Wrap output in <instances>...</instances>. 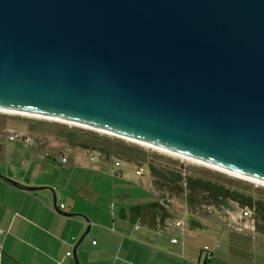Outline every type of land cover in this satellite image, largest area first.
<instances>
[{
	"label": "water",
	"instance_id": "1",
	"mask_svg": "<svg viewBox=\"0 0 264 264\" xmlns=\"http://www.w3.org/2000/svg\"><path fill=\"white\" fill-rule=\"evenodd\" d=\"M0 111L264 183V0H0Z\"/></svg>",
	"mask_w": 264,
	"mask_h": 264
},
{
	"label": "crops",
	"instance_id": "2",
	"mask_svg": "<svg viewBox=\"0 0 264 264\" xmlns=\"http://www.w3.org/2000/svg\"><path fill=\"white\" fill-rule=\"evenodd\" d=\"M10 130L27 139H10ZM37 134L0 123V264H264L260 228L235 232L183 194L161 200L143 166L122 169L112 152L75 145L71 134L60 133V145ZM175 220L182 228L162 225Z\"/></svg>",
	"mask_w": 264,
	"mask_h": 264
},
{
	"label": "rangeland",
	"instance_id": "3",
	"mask_svg": "<svg viewBox=\"0 0 264 264\" xmlns=\"http://www.w3.org/2000/svg\"><path fill=\"white\" fill-rule=\"evenodd\" d=\"M7 123L10 128H17L19 131H23L28 134H36L37 135H57V138H53L52 140L56 141L57 144H63L66 141L64 138H62V135L60 133L65 134H75V136H79L81 138H78V141L82 142H88L91 143L92 149H96L100 151L103 154H107L105 150L110 149L111 147L121 149L123 151L132 152L137 157L134 159H131L129 156H125V154H118L116 152H112L108 159L116 158L123 162L121 165V168L124 169L127 166L135 167V166H143L145 169H147V179L149 182V187L152 189L153 192H158L159 195L163 194L164 191H168L170 194L174 196L178 195H185L187 194V191L184 193H181L177 190H173L169 187L163 188L158 183H155V176L151 171L149 170V164H153L155 167L159 169L164 170H172V171H180L183 176L187 175H194L199 176L203 175L206 177H211L213 179H228V180H240L244 183L251 184L255 188H262L264 189V186L260 183L243 179L238 176L232 175L228 172L221 171L206 165H202L200 163L184 159L181 157H177L173 154H169L160 150H155L153 148L126 140L124 138H121L116 135H112L109 133H105L99 130L91 129L88 127H82L79 125H74L72 123L59 121V120H53V119H46V118H40L35 116H28V115H22L17 113H9V112H3L0 111V123ZM54 135V136H55ZM45 141H48L45 139ZM76 142V140H74ZM91 149V148H90ZM105 149V150H104ZM104 150V151H103ZM110 153V151L108 152ZM111 157V158H110ZM111 163L107 162L106 165L112 166L111 164L114 163L113 161H110ZM134 169H131V179L134 178ZM105 194H107V189L104 188ZM158 196V195H156ZM159 197V196H158ZM203 217H209L208 214H203Z\"/></svg>",
	"mask_w": 264,
	"mask_h": 264
},
{
	"label": "trees",
	"instance_id": "4",
	"mask_svg": "<svg viewBox=\"0 0 264 264\" xmlns=\"http://www.w3.org/2000/svg\"><path fill=\"white\" fill-rule=\"evenodd\" d=\"M69 139L75 145L92 146L91 143L78 141L77 136L73 133ZM74 140L78 142L76 143ZM105 151L107 154L109 151L125 154V156H129L131 159L137 157L132 152H125L114 147L108 148ZM149 170L155 176V183H158L163 188L169 187L181 193L187 191V199L189 201H196V204L203 202L218 204L232 201L238 203L240 206L253 208L258 219L257 227L264 232V189L255 188L251 184L240 180H220L203 175L194 176L186 174L183 176L180 171L159 169L153 164H149Z\"/></svg>",
	"mask_w": 264,
	"mask_h": 264
},
{
	"label": "built area",
	"instance_id": "5",
	"mask_svg": "<svg viewBox=\"0 0 264 264\" xmlns=\"http://www.w3.org/2000/svg\"><path fill=\"white\" fill-rule=\"evenodd\" d=\"M10 139H14L17 137H24V134L21 132H16L13 130H10ZM27 139V138H26ZM91 158L98 157L100 154L98 152H93L92 154H89ZM61 161H65V158H62ZM115 164L118 165L119 161H115ZM137 174H142L143 170L138 169ZM155 195H158L161 200L170 199L173 195L170 194L168 191H164L163 194L159 195L158 192H154ZM229 205V206H228ZM64 205L60 204L59 208L63 209ZM196 212H207V213H214L221 217H223L227 223L228 226L231 228V230L238 232V233H246L251 236H255V232L257 230V223L258 219L256 217L255 210L253 208L247 207V206H240L236 202H228V203H218V204H209L206 202L203 203H197L194 206ZM233 208V209H232ZM264 224V220H263ZM163 227L172 232L176 228H182L183 224L180 220H175L173 222L165 221L163 222ZM140 228L139 225L134 226V230H138ZM4 230L0 227V234H3ZM172 243H177V238L171 239ZM95 243V241H93ZM211 259V255L209 252H205L204 254V262H209ZM205 264V263H204Z\"/></svg>",
	"mask_w": 264,
	"mask_h": 264
},
{
	"label": "bare ground",
	"instance_id": "6",
	"mask_svg": "<svg viewBox=\"0 0 264 264\" xmlns=\"http://www.w3.org/2000/svg\"><path fill=\"white\" fill-rule=\"evenodd\" d=\"M3 112H5V111H3ZM9 113H14V112H9ZM17 114H21V113H17ZM22 115H28V114H22ZM28 116H32V115H28ZM68 123H69V122H68ZM72 124H73V123H72ZM74 125H78V124H74ZM79 126H80V125H79ZM99 131H102V130H99ZM102 132H104V131H102ZM105 133H107V132H105ZM109 134H110V133H109ZM121 138H122V137H121ZM123 138L126 139V140H129V141H132V142H135V143H138V144H141V145H144V146H147V147L153 148V149H155V150H160V151H163V152H166V153H169V154H173V155H175V156H177V157H181V158H184V159H188V160H191V161H194V162L200 163V164H202V165H206V166H209V167H212V168H215V169L221 170V171H225V172H228V173H230V174H232V175L238 176V177H240V178L247 179V180H251V181H254V182H257V183H260V184L264 185V183H262V182L256 181V180H254V179H250V178L243 177V176L238 175V174H236V173H231V172H229V171H226V170H224V169H220V168H218V167H215V166H212V165L206 164V163L201 162V161H199V160H195V159H192V158H188V157H186V156H184V155L177 154V153L172 152V151L164 150V149L157 148V147H153V146H148V145H145V144L140 143V142H138V141L131 140V139H127V138H125V137H123Z\"/></svg>",
	"mask_w": 264,
	"mask_h": 264
}]
</instances>
